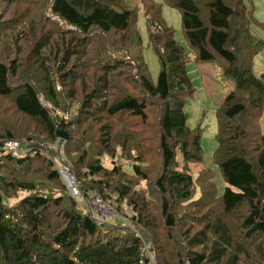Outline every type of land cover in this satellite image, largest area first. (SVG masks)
I'll return each mask as SVG.
<instances>
[{
	"label": "trees",
	"instance_id": "16d2710c",
	"mask_svg": "<svg viewBox=\"0 0 264 264\" xmlns=\"http://www.w3.org/2000/svg\"><path fill=\"white\" fill-rule=\"evenodd\" d=\"M161 2L179 11L192 53L157 0L136 9L120 0H0V264H264V80L253 71L264 42L252 31L264 24L246 0ZM139 11L160 66L156 84ZM191 62L217 63L234 85L216 112L221 197L208 169L198 178L190 170L205 168L203 130L187 126L185 111ZM45 104L67 126L59 151ZM10 141L22 143L19 156L4 151ZM146 143L156 144L154 164ZM123 159L134 161L133 177ZM57 161L85 198L127 206L120 216L130 229L87 214Z\"/></svg>",
	"mask_w": 264,
	"mask_h": 264
},
{
	"label": "rangeland",
	"instance_id": "374dc122",
	"mask_svg": "<svg viewBox=\"0 0 264 264\" xmlns=\"http://www.w3.org/2000/svg\"><path fill=\"white\" fill-rule=\"evenodd\" d=\"M253 5L254 15L256 19L264 24V0H246ZM122 6H127L128 9H136L141 6V0H120ZM157 2L163 5V15L167 23L173 28L175 32V39L181 46H183L187 52H193L187 42L185 41L182 30H181V15L178 10L173 9L169 6L164 5L161 0ZM138 29L141 33L143 39V56L145 62L149 67L151 74V81L156 84L158 74L160 72V66L158 59L152 49L148 46V37L145 26V19L142 14V11L138 12ZM253 36L257 41L264 42V28L258 26H253ZM189 77L192 81L194 87V94L186 100L185 111L188 115L187 126L190 129H195L201 126L202 133V150H203V166L193 165L190 167L191 173L195 178H198V175L204 169H208L213 176L214 183L217 188V195L221 197L227 184L222 178L221 172L213 161L214 153L217 148L216 134H217V121H216V112L220 105L223 103L225 98L233 91L234 85L230 80H227L224 77L222 68L217 63H206L196 65L194 62H191L187 66ZM253 71L257 78H262L264 80V51L259 53L254 59ZM137 72V71H136ZM21 118L19 119V121ZM130 124L135 126V122L131 121ZM138 123V121H137ZM262 129L264 131V115L262 118ZM141 129L143 127L139 125ZM118 129V128H117ZM58 147V146H57ZM58 151V149H57ZM148 155V161L150 164L155 163V155L157 156V147L156 144L146 143L145 149ZM120 169L128 177H133V165L134 161L130 160H119ZM105 166L111 168L109 161L105 160ZM141 187L144 186L143 183L140 184ZM200 196V193L197 195V198ZM107 205L112 210L114 217L110 220L112 223L123 224V229L129 228L130 225L124 220L120 215L123 210L125 213H129L127 206H124L122 211H117V206L115 203L112 204L107 202ZM80 206L84 210H88L87 206ZM97 216V212L95 211ZM100 221V220H99ZM148 252L150 245L148 244L146 248Z\"/></svg>",
	"mask_w": 264,
	"mask_h": 264
},
{
	"label": "built area",
	"instance_id": "2783aa9c",
	"mask_svg": "<svg viewBox=\"0 0 264 264\" xmlns=\"http://www.w3.org/2000/svg\"><path fill=\"white\" fill-rule=\"evenodd\" d=\"M4 151L8 154H11L13 157H17L22 153V143L20 141H10L5 145ZM56 169L59 172L63 183L65 184L68 194L73 199L79 200L81 205L87 206V214H89L92 218H96L97 221L103 220L105 222H108L116 217H114V214L107 205V202L99 196L91 195L88 198L82 196L77 182L72 175L71 169L66 164L57 161ZM91 210H95L97 212L96 217H93L91 215Z\"/></svg>",
	"mask_w": 264,
	"mask_h": 264
},
{
	"label": "water",
	"instance_id": "95a60500",
	"mask_svg": "<svg viewBox=\"0 0 264 264\" xmlns=\"http://www.w3.org/2000/svg\"><path fill=\"white\" fill-rule=\"evenodd\" d=\"M136 78H137V74H136ZM45 107L48 109V111L52 115L54 122L56 124V135L59 139V143H58V151H59L62 148L63 144L69 138L67 126H66L64 119L61 117V115L56 110H54L51 106H49L47 104H45ZM97 222L99 223V221H97ZM99 224H101V223H99ZM147 238L150 241V238L148 235H147ZM146 251H147V249L145 250V253H146Z\"/></svg>",
	"mask_w": 264,
	"mask_h": 264
},
{
	"label": "bare ground",
	"instance_id": "6f19581e",
	"mask_svg": "<svg viewBox=\"0 0 264 264\" xmlns=\"http://www.w3.org/2000/svg\"><path fill=\"white\" fill-rule=\"evenodd\" d=\"M93 213H95V210H91V214H93ZM93 217H96V215H93Z\"/></svg>",
	"mask_w": 264,
	"mask_h": 264
}]
</instances>
